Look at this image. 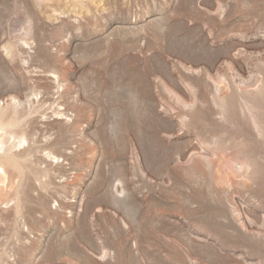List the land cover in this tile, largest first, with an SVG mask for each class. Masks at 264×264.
<instances>
[{"label": "rangeland", "instance_id": "rangeland-1", "mask_svg": "<svg viewBox=\"0 0 264 264\" xmlns=\"http://www.w3.org/2000/svg\"><path fill=\"white\" fill-rule=\"evenodd\" d=\"M0 264H264V0H0Z\"/></svg>", "mask_w": 264, "mask_h": 264}]
</instances>
